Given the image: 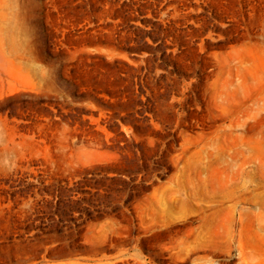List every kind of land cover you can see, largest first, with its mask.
Wrapping results in <instances>:
<instances>
[{
	"label": "rangeland",
	"instance_id": "rangeland-1",
	"mask_svg": "<svg viewBox=\"0 0 264 264\" xmlns=\"http://www.w3.org/2000/svg\"><path fill=\"white\" fill-rule=\"evenodd\" d=\"M0 264H264V0H0Z\"/></svg>",
	"mask_w": 264,
	"mask_h": 264
}]
</instances>
